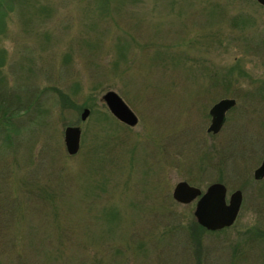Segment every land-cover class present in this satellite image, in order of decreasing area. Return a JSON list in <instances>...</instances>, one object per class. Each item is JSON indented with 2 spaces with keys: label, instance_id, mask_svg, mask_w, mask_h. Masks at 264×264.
Here are the masks:
<instances>
[{
  "label": "rangeland",
  "instance_id": "1",
  "mask_svg": "<svg viewBox=\"0 0 264 264\" xmlns=\"http://www.w3.org/2000/svg\"><path fill=\"white\" fill-rule=\"evenodd\" d=\"M0 49V90L25 109L0 114V264H264L256 0H30ZM107 91L133 127L110 115ZM221 99L235 104L211 134ZM67 126L80 129L71 156ZM180 181L220 184L226 203L240 191L233 224L200 227L197 199L171 198Z\"/></svg>",
  "mask_w": 264,
  "mask_h": 264
},
{
  "label": "water",
  "instance_id": "2",
  "mask_svg": "<svg viewBox=\"0 0 264 264\" xmlns=\"http://www.w3.org/2000/svg\"><path fill=\"white\" fill-rule=\"evenodd\" d=\"M264 7V0H256ZM110 115L121 124L133 127L137 119L124 102L113 92L107 91L101 96ZM234 105L231 99H221L211 106L208 111L210 122L206 132L216 134L224 121L225 112ZM88 110L83 109L80 121H84ZM80 129L76 126H67L63 130V144L68 155H74L79 148ZM264 171V159L260 168L255 172V179L261 177ZM171 198L178 204H189L195 199L193 216L197 224L208 231H219L231 226L236 219L240 204V191L232 192L225 202V188L220 184L209 185L202 193L198 188L188 185L184 181L177 182Z\"/></svg>",
  "mask_w": 264,
  "mask_h": 264
},
{
  "label": "trees",
  "instance_id": "3",
  "mask_svg": "<svg viewBox=\"0 0 264 264\" xmlns=\"http://www.w3.org/2000/svg\"><path fill=\"white\" fill-rule=\"evenodd\" d=\"M28 5H30V0H0V35L3 34L5 19L7 18L8 14L16 9H22L23 7L26 8ZM37 10L41 12L44 10V8L39 6V9ZM3 59V52L0 49V67L3 65ZM1 85L0 77V87ZM24 111L25 109L22 108V106H19L18 104L12 105L11 102H6L4 92L0 90V114L2 116H5L6 119H8L10 116L22 113ZM195 228L196 230L198 229V227L194 225V229Z\"/></svg>",
  "mask_w": 264,
  "mask_h": 264
},
{
  "label": "flooded vegetation",
  "instance_id": "4",
  "mask_svg": "<svg viewBox=\"0 0 264 264\" xmlns=\"http://www.w3.org/2000/svg\"><path fill=\"white\" fill-rule=\"evenodd\" d=\"M233 101H234V100H233ZM234 104H235V102H234ZM233 106H234V105H233ZM233 106H232V107H233ZM232 107H231V108H232ZM231 108H229L228 110H230ZM228 110H227V111H228ZM227 111H226V112H227ZM226 112H225V114H226ZM225 114H224V121H225ZM209 119H210V116H209ZM224 121H223L222 125L224 124ZM209 122H210V120H209ZM222 125L220 126L219 130L221 129ZM219 130H218V132H219ZM218 132H217V133H218ZM211 134H212V133H211ZM263 159H264V156H263V158L261 159V161L259 162V164L256 166V168L253 170V174H252V175H253L254 180H261V179L263 178V176H264V171H263L261 177H259L258 179H255V177H254L255 172L260 168Z\"/></svg>",
  "mask_w": 264,
  "mask_h": 264
}]
</instances>
